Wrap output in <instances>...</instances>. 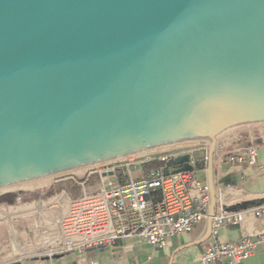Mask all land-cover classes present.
Instances as JSON below:
<instances>
[{"label": "water", "instance_id": "1", "mask_svg": "<svg viewBox=\"0 0 264 264\" xmlns=\"http://www.w3.org/2000/svg\"><path fill=\"white\" fill-rule=\"evenodd\" d=\"M259 127L264 0H0V187L206 138L202 243L218 137Z\"/></svg>", "mask_w": 264, "mask_h": 264}, {"label": "built area", "instance_id": "2", "mask_svg": "<svg viewBox=\"0 0 264 264\" xmlns=\"http://www.w3.org/2000/svg\"><path fill=\"white\" fill-rule=\"evenodd\" d=\"M228 150L222 149L221 158L237 160ZM200 153L189 149L149 156L141 164L129 162L130 159L113 162L96 168L99 184L94 191L86 189L89 174L78 182L83 187L80 195L72 196L65 189L50 198L42 193L39 200L49 198L50 204L63 210L52 226L41 229V236L35 243L36 254L53 257L112 247L122 238H135L140 243L162 248L170 238L192 232L200 222L207 221L210 213L208 179L197 173L201 162L207 167L208 154L202 158ZM182 154L190 156L191 169L170 168L166 174V164L150 169L144 167L153 161L168 162ZM242 155L251 164L258 163L257 146H246L239 156ZM137 169L143 170L141 176L136 175ZM219 198L218 195L211 236L204 243L198 262L193 264H243L264 245V233L246 235L236 241L220 239L221 228L226 224L242 223L248 211L264 219V204L235 210L219 205ZM21 202L17 197L15 204Z\"/></svg>", "mask_w": 264, "mask_h": 264}, {"label": "crops", "instance_id": "3", "mask_svg": "<svg viewBox=\"0 0 264 264\" xmlns=\"http://www.w3.org/2000/svg\"><path fill=\"white\" fill-rule=\"evenodd\" d=\"M223 148L229 149V153L238 159L221 158ZM245 148L239 143L233 144L226 135L218 137L215 180L219 205L228 209L242 210L264 204V141L257 145V164L248 162L244 155L239 156ZM186 165L190 166L187 160L171 169ZM198 168V175L208 179L205 164L201 162ZM62 210L60 206L50 204L49 198L0 204V264H193L198 262L205 243H197L206 230L207 222L202 221L192 232L170 238L162 248L140 243L135 238H122L112 247L90 248L85 252L53 257L37 255L35 243L41 236V229L52 226ZM260 233H264V219L248 211L242 223L224 225L220 239L236 241ZM243 264H264V245H260L256 254Z\"/></svg>", "mask_w": 264, "mask_h": 264}, {"label": "rangeland", "instance_id": "4", "mask_svg": "<svg viewBox=\"0 0 264 264\" xmlns=\"http://www.w3.org/2000/svg\"><path fill=\"white\" fill-rule=\"evenodd\" d=\"M226 135L232 140V143H239L243 146L254 145L257 146L264 141V127L243 130ZM233 139H238V141H233ZM182 147V148H181ZM178 148V149H176ZM189 149H196L201 152L200 156L205 157L208 154V141L205 139L200 140L198 143H189L179 147L171 148L165 152H161L159 154L165 153L170 154L178 151H184ZM158 155V154H157ZM133 159L128 160L129 162H134L137 164H141V161H144L148 157H132ZM205 161V158L203 159ZM146 165V164H145ZM98 166H91L86 168L82 173H78L76 171H70L65 174H58L50 177H45L44 180L36 179V182H33L34 188L31 189H17L13 191L2 192L0 195L6 193H19V196L22 201L39 199L42 196V193H45L47 197H53L58 193H61L62 190H67L72 196L80 195L83 192V187L78 183L82 178H86L89 174V180L85 184L86 189L90 191H94L99 184V176L95 172ZM145 169H150L154 167L144 166ZM143 170L137 169L135 171L137 176H141L143 174ZM82 179V180H84ZM32 183V182H30ZM43 183V184H41ZM18 203V202H17Z\"/></svg>", "mask_w": 264, "mask_h": 264}, {"label": "bare ground", "instance_id": "5", "mask_svg": "<svg viewBox=\"0 0 264 264\" xmlns=\"http://www.w3.org/2000/svg\"><path fill=\"white\" fill-rule=\"evenodd\" d=\"M203 139L208 141V139H206V138H203ZM200 140H202V139L194 140V141H190V142H185V143H181V144H177V145H172V146H168V147H163V148H159V149H154V150H150V151H145V152H141V153H136V154H132V155H127V156L114 158V159H110V160H105V161L95 163L92 165H85V166L77 167V168L71 169L67 172L60 173V174H65V173H68L70 171H76L78 173H82L86 168H89L91 166L101 167L103 165L110 164L113 162H119V161H123V160H127V159H133L132 157H138V158L149 157V156L157 155L161 152H165L171 148L179 147V146L189 144V143H198ZM176 149H178V148H176ZM54 175H58V174H51V175L42 176V177L31 179V180H26V181H21V182H16V183L6 185L3 187H0V193L7 192V191H13V190H17V189H31L32 190L34 188L33 182H36L37 181L36 179H39L41 181V180H44L45 177H50V176H54ZM30 182H32V183H30ZM41 184H43V183H41Z\"/></svg>", "mask_w": 264, "mask_h": 264}, {"label": "trees", "instance_id": "6", "mask_svg": "<svg viewBox=\"0 0 264 264\" xmlns=\"http://www.w3.org/2000/svg\"><path fill=\"white\" fill-rule=\"evenodd\" d=\"M166 163L167 162L153 161V162L146 164V166L157 167L160 165H164ZM18 196H19V193H6L3 195H0V204L2 203L15 204Z\"/></svg>", "mask_w": 264, "mask_h": 264}]
</instances>
